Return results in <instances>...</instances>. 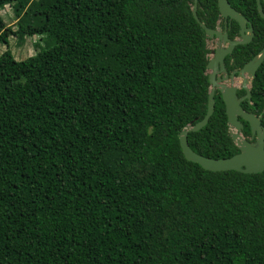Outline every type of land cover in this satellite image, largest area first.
<instances>
[{
  "label": "trees",
  "instance_id": "1",
  "mask_svg": "<svg viewBox=\"0 0 264 264\" xmlns=\"http://www.w3.org/2000/svg\"><path fill=\"white\" fill-rule=\"evenodd\" d=\"M228 1L253 26L226 58L240 68L264 19L255 0ZM193 2L0 0V42L38 37L23 60L0 54V264H264V170H206L180 147L210 87ZM196 12L213 28L217 0ZM250 92L242 107L264 126V61ZM187 141L211 158L238 151L219 92Z\"/></svg>",
  "mask_w": 264,
  "mask_h": 264
},
{
  "label": "water",
  "instance_id": "2",
  "mask_svg": "<svg viewBox=\"0 0 264 264\" xmlns=\"http://www.w3.org/2000/svg\"><path fill=\"white\" fill-rule=\"evenodd\" d=\"M257 11L261 18L264 19V10L261 2L264 0H255ZM217 6L219 10V16L227 19L228 21L234 20L239 26V37L229 39L227 32H221L218 26L210 28L201 22L197 16V0H194L191 8V12L195 20L204 29L206 41L208 39H217V47L215 50H210L209 54L214 53L213 57L208 58L205 70L208 76L210 84L207 100V110L203 118L195 123H190L182 128L178 133L180 147L184 157L199 164L202 168L210 171H225L236 170L242 173H258L264 170V126L261 124V118L245 110L241 106V100L251 98V80L256 75V70L260 64L264 61V46L243 66L237 71V77L241 79V86L245 91V95L241 98L237 97V86L233 84V78L236 76L233 71L230 75L231 85H218V79L215 78V69L219 62L222 64L223 58L232 52L235 45L246 44L251 41L253 37V27L249 23L248 19L241 13L235 10L228 0H217ZM211 69V72L208 70ZM225 76L224 78H226ZM217 87L220 92V96L224 102L225 113L227 117V125L229 135L237 147L238 151L225 158H211L201 155L193 151L188 144L187 134L189 132L197 131L205 126L209 120V117L214 110V95L215 88ZM248 122L250 126V136L245 137L242 134L243 123L241 121Z\"/></svg>",
  "mask_w": 264,
  "mask_h": 264
},
{
  "label": "rangeland",
  "instance_id": "3",
  "mask_svg": "<svg viewBox=\"0 0 264 264\" xmlns=\"http://www.w3.org/2000/svg\"><path fill=\"white\" fill-rule=\"evenodd\" d=\"M1 15L4 21V25L6 26H11L13 30L16 29V18L14 16L12 6L11 5H6L2 10H1ZM38 37H27L22 44H16L18 41L16 36L14 35H9L8 39L6 42H0V54L6 50L9 49L13 55V57L16 60H23L26 57L33 55L35 53V47L33 46L34 42H37ZM40 45L42 47L45 46L44 41H40ZM207 46L208 49L210 50L213 48V40L208 39L207 40ZM40 49V47L36 48Z\"/></svg>",
  "mask_w": 264,
  "mask_h": 264
},
{
  "label": "flooded vegetation",
  "instance_id": "4",
  "mask_svg": "<svg viewBox=\"0 0 264 264\" xmlns=\"http://www.w3.org/2000/svg\"><path fill=\"white\" fill-rule=\"evenodd\" d=\"M231 21H228L227 19L223 18V17H218L217 18V21L215 23V26H218L221 30V32H224L226 31L227 32V36L229 39H234V38H237L239 37V27H238V33L236 35H233V37H231V35L228 34V30H229V25H230ZM250 23V22H249ZM251 24V23H250ZM252 25V24H251ZM213 27V28H214ZM253 27V26H252ZM213 40V48H211L210 50H215L216 47H217V39L216 38H213L211 39ZM236 46V45H235ZM232 53V52H231ZM231 53L227 54L224 58H223V69H222V64L221 62H219V64L217 65L216 69H215V78L218 79V85H222V84H226V85H231V82H230V75L233 71H236L235 72V77L233 78V84L237 86V90H236V94H237V97L238 98H241L242 96L245 95V91L244 93H240L241 90H243L242 86H241V79L240 78H236L237 77V71L241 68H238V67H231L232 63H228L226 61V58L227 56H229ZM214 56V53H212L210 55V57H213ZM212 70L209 69L208 72H211ZM225 76H227L226 78H224ZM219 92L217 87L215 88V93ZM220 93V92H219ZM247 100V99H242L241 100V106L242 104L244 103V101ZM248 101V100H247ZM249 102V101H248ZM242 120V119H241Z\"/></svg>",
  "mask_w": 264,
  "mask_h": 264
},
{
  "label": "clouds",
  "instance_id": "5",
  "mask_svg": "<svg viewBox=\"0 0 264 264\" xmlns=\"http://www.w3.org/2000/svg\"><path fill=\"white\" fill-rule=\"evenodd\" d=\"M220 17V16H219ZM207 42V41H206ZM208 47V46H207ZM209 52H210V50H209ZM208 58H210V54L208 53Z\"/></svg>",
  "mask_w": 264,
  "mask_h": 264
}]
</instances>
